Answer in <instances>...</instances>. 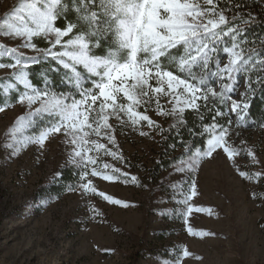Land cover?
<instances>
[{"label":"snow or ice","instance_id":"obj_1","mask_svg":"<svg viewBox=\"0 0 264 264\" xmlns=\"http://www.w3.org/2000/svg\"><path fill=\"white\" fill-rule=\"evenodd\" d=\"M219 4L220 0H22L17 9L22 14H13L12 20L0 23V34L22 38L19 47L35 53L27 56L19 47L0 44V68L14 70L11 78L0 81V90L4 95L16 91L17 102L29 109L9 129L6 147L13 149V154L29 144L42 148L49 137L63 133L64 142L71 145L68 163L80 170L79 189L123 207L129 205L98 192L88 178L128 182V173L100 159L103 155L123 160L113 150L118 145L116 127L110 120L117 121L121 128L146 126L164 133L178 131L187 123L185 113L194 112L200 120V130L194 134L205 138L204 146L185 145L186 158L175 170L194 173L217 150L235 161L241 150L231 142L232 115L236 127H240L252 97L264 88V49L246 48L250 42L244 30L231 23L240 14L229 20ZM69 13L75 14L74 21L68 19ZM60 19L65 20L64 27L57 26ZM35 39H43L49 47H38ZM99 48L104 52L97 53ZM218 52L226 55V63L222 64ZM5 57L11 62L4 63ZM48 60L66 70L74 91L56 92L32 84L30 67ZM241 75L247 90L238 101L233 94ZM212 79L219 84V91L210 83ZM37 103L39 106L33 109ZM153 105L157 115L172 118L169 129L147 114ZM4 110L0 106V112ZM206 113L211 116L208 123L204 122ZM42 120L46 123L34 131ZM139 134L149 136L151 131L141 130ZM247 155L259 163L252 150H247ZM239 175L252 180L261 173L239 171ZM130 179L137 181L135 176ZM179 195L178 203L186 207L182 213L190 214V201L197 195L195 181L187 192L181 186ZM196 211L212 214L211 209ZM188 232L214 235L194 232L191 227ZM191 255L186 248L182 250L183 257Z\"/></svg>","mask_w":264,"mask_h":264},{"label":"rangeland","instance_id":"obj_2","mask_svg":"<svg viewBox=\"0 0 264 264\" xmlns=\"http://www.w3.org/2000/svg\"><path fill=\"white\" fill-rule=\"evenodd\" d=\"M21 3L0 0V23L22 14L17 12ZM21 43L22 38L0 34V44L8 48ZM19 51L35 55L31 49L19 47ZM220 59L222 64L227 62L224 53ZM13 71L0 68V78L11 77ZM212 82L219 90L216 80ZM246 90L241 75L233 98L242 100ZM28 111L26 104L17 102L0 112V264H264V127L254 126L248 115L240 127L232 115L231 142L241 150L235 161L217 150L194 173H180L175 169L186 158L181 156L156 181L148 170L157 159L160 132L146 126L121 128L110 120L118 145L113 150L123 160L103 155L100 159L128 173V182L88 178L98 192L129 205L123 207L83 193L78 187L80 177L60 197L45 193L58 185L62 169L80 170L68 163L71 145L64 142L63 133L49 137L42 148L29 144L13 154L6 147L9 129ZM147 114L162 127L171 119L157 115L154 105ZM42 125L38 123L34 131ZM141 130L151 134L141 136ZM249 149L259 163L247 155ZM239 171L261 176L246 180ZM192 181L197 195L190 201L193 211L185 215V205L178 203L179 192L181 186L187 192ZM197 208L211 209L212 214ZM189 227L214 235H192ZM184 248L192 255L183 257Z\"/></svg>","mask_w":264,"mask_h":264},{"label":"trees","instance_id":"obj_3","mask_svg":"<svg viewBox=\"0 0 264 264\" xmlns=\"http://www.w3.org/2000/svg\"><path fill=\"white\" fill-rule=\"evenodd\" d=\"M241 5L236 8L235 5ZM219 7L225 9V15L231 20V17L240 14V17L231 21L232 24H236L243 31V35L247 37L249 44L245 47H254L256 49H264V0H220ZM228 7L232 8V11H228ZM68 19H75L74 13L68 14ZM57 26L64 27L65 20L60 19L57 21ZM231 26V24L229 25ZM34 43L40 48H47L49 44L43 39H35ZM106 46V45H105ZM97 53H103L104 48L96 49ZM217 55L220 58V54ZM4 63H10L9 60H3ZM175 71V69H170ZM30 79L32 84L37 88H51L56 92H70L74 91L71 83L66 76V70L58 66L54 61L48 60L41 63H37L30 67ZM255 73L253 79H255ZM11 78V77H6ZM245 78V77H244ZM4 78H0V81ZM210 83L214 86L212 80ZM87 86V85H86ZM255 86V85H254ZM22 87V86H21ZM219 91V90H217ZM18 93L13 91L10 95H4L0 90V106L9 107L17 103ZM223 110L227 111V108ZM205 123L211 121V116L205 114ZM185 119L186 125L181 126L179 130L171 129L160 133V140L158 143V154L153 167L148 170L151 179L154 181L159 178V175L168 170L173 162L179 159L181 156L186 157L185 145H192L193 148L199 146L203 148L204 137L196 135L200 130L199 117L194 112H186ZM222 122L224 118H221ZM248 119L256 127H264V88H260L252 97L250 108L248 110ZM40 124H45L46 121H39ZM173 123L172 118L163 127L169 129V126ZM38 131V130H37ZM79 179V171L73 167L65 168L60 171V178L58 185H54L48 188L45 193L50 196L60 197L65 194ZM45 195V194H44ZM161 196H163L161 194ZM138 261V259L136 260Z\"/></svg>","mask_w":264,"mask_h":264}]
</instances>
